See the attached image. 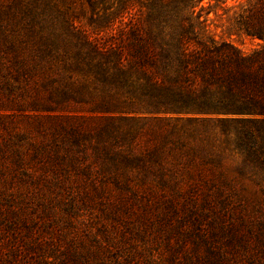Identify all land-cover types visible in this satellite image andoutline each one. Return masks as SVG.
Listing matches in <instances>:
<instances>
[{
  "label": "trees",
  "instance_id": "1",
  "mask_svg": "<svg viewBox=\"0 0 264 264\" xmlns=\"http://www.w3.org/2000/svg\"><path fill=\"white\" fill-rule=\"evenodd\" d=\"M210 1L0 0V260L264 264V0L226 8L250 52Z\"/></svg>",
  "mask_w": 264,
  "mask_h": 264
},
{
  "label": "rangeland",
  "instance_id": "2",
  "mask_svg": "<svg viewBox=\"0 0 264 264\" xmlns=\"http://www.w3.org/2000/svg\"><path fill=\"white\" fill-rule=\"evenodd\" d=\"M232 1L227 0L226 3H216L214 0L210 2H204V7L201 10V28L200 32L203 36L214 37L217 40H228L231 41L235 46H237L240 50L244 52H250L255 48L263 45V42L256 39L246 36L243 33L236 31L232 25L230 16L232 15V9L226 10L227 7L231 5ZM255 198V196H253ZM24 199L27 205H33L32 202L35 199H31V196L21 197ZM62 216V213H61ZM97 213H92L90 215H85L84 217H79L76 223L73 226L62 227V230L67 232V237L74 233H77L78 236H82L87 243H90L85 236H89L90 233L84 234L88 231L97 232V227H99V218L97 217ZM69 233V235H68ZM12 243H7L5 248L2 250L1 256L3 259L0 260V264H9L15 258L14 253H10L9 246ZM149 245H143L139 243L137 245H133L132 251L136 248L141 249V256L137 257L136 264H171L168 263L167 260H164L162 256H160V251L156 247H148ZM25 246L22 247V249ZM36 249H29L25 251V253L18 254L16 260L23 261L22 264H44L42 262L44 253H34ZM19 257H21L19 259ZM50 257L49 259H51ZM113 259V258H111ZM75 264H84V261L81 258L77 259L74 262ZM72 263V264H74Z\"/></svg>",
  "mask_w": 264,
  "mask_h": 264
}]
</instances>
